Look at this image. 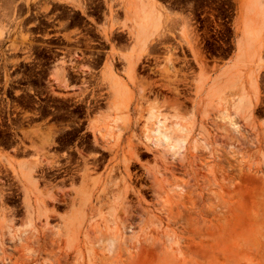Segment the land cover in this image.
Instances as JSON below:
<instances>
[{
  "label": "rangeland",
  "instance_id": "obj_1",
  "mask_svg": "<svg viewBox=\"0 0 264 264\" xmlns=\"http://www.w3.org/2000/svg\"><path fill=\"white\" fill-rule=\"evenodd\" d=\"M158 1L157 54L117 131L96 71L131 35L97 24L122 0H0V264H264L261 111L240 134H216L183 104L189 58L207 67L231 52L239 0ZM148 106L186 127L174 155L145 140ZM18 162L34 178L26 195Z\"/></svg>",
  "mask_w": 264,
  "mask_h": 264
},
{
  "label": "crops",
  "instance_id": "obj_2",
  "mask_svg": "<svg viewBox=\"0 0 264 264\" xmlns=\"http://www.w3.org/2000/svg\"><path fill=\"white\" fill-rule=\"evenodd\" d=\"M253 1L239 0L240 16L235 14L229 22V26H231L234 21H238L237 29H231L230 38L233 48L225 58L209 59L207 67L196 66L189 58L193 68L194 83L189 92V100L183 101L187 107L188 120L196 122L205 120L209 112L217 108L235 113L243 127H248L252 121L257 119L259 111H261L260 121L264 122V30L253 43L250 41V36L242 33L244 26L248 24L251 28L247 26V29L251 33L259 25L260 19L256 16L257 9L251 5ZM159 3L158 0H122L123 5L120 7V12L117 13V18H109L107 15L106 19H101L97 24L98 27L106 28L112 35L121 32L119 30L121 27L129 31L131 35L130 42L118 45L117 54L112 53L109 46L106 48L101 64L96 71L97 75L102 73L114 89H117L118 86L125 92L126 100H124L123 110L114 111L111 106L109 109V105L104 108L105 116H108L105 118L117 122V131H121L120 121L126 118V114H131L134 104L131 103L128 106V98L130 99L132 95L143 94V81L139 79V73L142 71L140 65L148 56L157 54L154 46L155 39L163 27V12ZM251 9L253 10L251 11ZM145 18H149V21ZM183 20V32H187L186 19ZM83 21L87 25H91L87 17ZM188 23L190 27V20ZM122 33L127 35L125 31ZM138 33H144L147 38L143 45L136 41ZM185 36L186 33L183 35L184 44ZM183 50L186 51L185 45ZM77 57L79 58L78 55ZM106 58L107 60H105ZM129 63L133 64L132 67L129 66ZM60 70L62 69H56L53 76L55 77ZM183 70L184 73L187 72L185 68ZM235 104L237 105L235 106ZM239 110H242L241 113ZM20 164L18 162L13 167L20 168L19 180L24 195H26L29 186L34 184V178L30 170L24 169Z\"/></svg>",
  "mask_w": 264,
  "mask_h": 264
},
{
  "label": "bare ground",
  "instance_id": "obj_3",
  "mask_svg": "<svg viewBox=\"0 0 264 264\" xmlns=\"http://www.w3.org/2000/svg\"><path fill=\"white\" fill-rule=\"evenodd\" d=\"M251 5H252V7H255L257 9V15L256 16L260 19L259 25L257 26V29L253 30L251 33L247 29V26L249 25L248 24V25L244 26V30L242 33L244 35L246 34V35L250 36L251 37L250 41H251V43H253L254 41H256L260 37L261 33L264 30V0H254ZM252 10L253 9H251V11ZM149 18H150V15H149ZM149 18H147V19L145 18V19L148 20ZM154 21H152V22H154ZM248 27H250V26H248ZM145 40H147V38L145 37L144 33H138L136 35L137 43L139 41V43L143 45V43H145ZM251 46H253V45L251 44ZM125 54H123V55H125ZM127 54H128V52H127ZM132 65L133 64L129 63L130 67H132ZM55 77H56L55 80L57 82H64L66 80V76L62 73L58 74ZM106 79H105V84H106V88L108 89V92H109V101H110L109 102V109L111 106V109L114 111L118 112L120 110H123L124 99L126 98L125 92L122 89H119L120 87H118V86H117V89H114L113 86ZM236 105L237 104H235V106ZM238 106L241 109H243V107H241L240 105H238ZM244 109H245V107H244ZM229 111H227L226 109L214 108V110L209 112V114L207 116V125L216 134H218V133H220V134L229 133V134H236V135H238V133L240 134L241 127H240V122L238 120V117L235 113H230ZM239 111H237V112H239ZM241 111H240V113H241ZM142 118L144 119L143 127L145 129V140L149 144H151L152 146L165 148L167 153L169 152L172 155H174L175 152L177 151L178 145L182 144L186 138V134H187L186 127L178 125L176 123H172V124L167 125L165 120L157 114L156 110L153 107H149V106H148V108H146L145 114ZM103 130H105V129H103ZM109 130H111V128H109ZM109 130H106L105 134H103L104 131L102 132L101 129H97V130H95V134L98 135V137H101L105 142H107L108 141L107 138L109 136V134H108ZM19 169L12 168V172L17 177V179H19L18 176L20 175ZM114 240L115 239L112 238V236H111V238H108L109 246H112L114 244Z\"/></svg>",
  "mask_w": 264,
  "mask_h": 264
},
{
  "label": "flooded vegetation",
  "instance_id": "obj_4",
  "mask_svg": "<svg viewBox=\"0 0 264 264\" xmlns=\"http://www.w3.org/2000/svg\"><path fill=\"white\" fill-rule=\"evenodd\" d=\"M56 52H60V51L56 50Z\"/></svg>",
  "mask_w": 264,
  "mask_h": 264
}]
</instances>
